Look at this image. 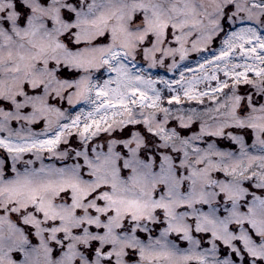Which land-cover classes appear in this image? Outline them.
I'll list each match as a JSON object with an SVG mask.
<instances>
[{
  "label": "snow or ice",
  "instance_id": "obj_1",
  "mask_svg": "<svg viewBox=\"0 0 264 264\" xmlns=\"http://www.w3.org/2000/svg\"><path fill=\"white\" fill-rule=\"evenodd\" d=\"M0 264H264V0H0Z\"/></svg>",
  "mask_w": 264,
  "mask_h": 264
}]
</instances>
